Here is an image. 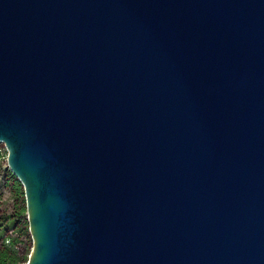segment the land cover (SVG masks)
<instances>
[{
    "label": "water",
    "instance_id": "obj_1",
    "mask_svg": "<svg viewBox=\"0 0 264 264\" xmlns=\"http://www.w3.org/2000/svg\"><path fill=\"white\" fill-rule=\"evenodd\" d=\"M0 144L27 264H264V0H0Z\"/></svg>",
    "mask_w": 264,
    "mask_h": 264
},
{
    "label": "trees",
    "instance_id": "obj_2",
    "mask_svg": "<svg viewBox=\"0 0 264 264\" xmlns=\"http://www.w3.org/2000/svg\"><path fill=\"white\" fill-rule=\"evenodd\" d=\"M0 178V264H27L30 253L23 251V239L29 224L24 188L7 165L0 164ZM5 201L9 203L6 207Z\"/></svg>",
    "mask_w": 264,
    "mask_h": 264
},
{
    "label": "rangeland",
    "instance_id": "obj_3",
    "mask_svg": "<svg viewBox=\"0 0 264 264\" xmlns=\"http://www.w3.org/2000/svg\"><path fill=\"white\" fill-rule=\"evenodd\" d=\"M4 148L5 147L2 144H0V164L2 166L7 165V155L5 154ZM0 184H1V178H0ZM7 204L9 203L5 201L4 206L6 207ZM32 249H33V241H32L31 234L29 232L28 235H26L23 239V251H28V253L31 254ZM30 254L28 255V257L30 256Z\"/></svg>",
    "mask_w": 264,
    "mask_h": 264
},
{
    "label": "built area",
    "instance_id": "obj_4",
    "mask_svg": "<svg viewBox=\"0 0 264 264\" xmlns=\"http://www.w3.org/2000/svg\"><path fill=\"white\" fill-rule=\"evenodd\" d=\"M6 150V149H5Z\"/></svg>",
    "mask_w": 264,
    "mask_h": 264
}]
</instances>
